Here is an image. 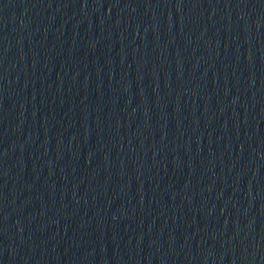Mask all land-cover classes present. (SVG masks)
<instances>
[{"label": "water", "instance_id": "water-1", "mask_svg": "<svg viewBox=\"0 0 264 264\" xmlns=\"http://www.w3.org/2000/svg\"><path fill=\"white\" fill-rule=\"evenodd\" d=\"M0 264H264V0H0Z\"/></svg>", "mask_w": 264, "mask_h": 264}]
</instances>
